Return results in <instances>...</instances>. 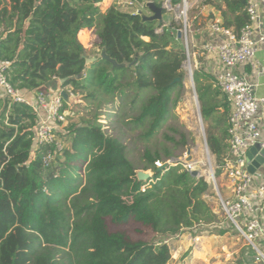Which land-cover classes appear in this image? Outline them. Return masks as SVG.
Returning a JSON list of instances; mask_svg holds the SVG:
<instances>
[{"label":"trees","instance_id":"obj_1","mask_svg":"<svg viewBox=\"0 0 264 264\" xmlns=\"http://www.w3.org/2000/svg\"><path fill=\"white\" fill-rule=\"evenodd\" d=\"M101 1L0 0V63L7 66L12 88L35 93L58 80L87 110L66 129L63 150L44 167L54 147L36 146L31 106L0 97V264H168L166 243L130 242L109 233L105 219L114 225L132 219L168 238L217 221L204 199L211 187L203 178L179 165L154 166L175 158L177 149L193 141L190 133L169 128L177 137L163 134L161 149H145L135 166L120 138L102 129L100 111L119 103L118 119L150 142L173 117L187 80L184 49L167 31L180 25L171 21L166 29L165 10L160 20H143L142 12L117 6L102 13ZM151 1L162 7V0ZM245 1L202 2L219 13L224 28L239 33L248 23ZM83 29H93L97 37L91 55L78 40ZM102 51L116 66L101 58ZM192 80L202 121L210 124L207 148L219 166L228 152L230 108L212 76L198 68ZM138 170L152 175L139 181ZM220 173L216 169L214 176ZM230 264L253 262L241 255Z\"/></svg>","mask_w":264,"mask_h":264},{"label":"built area","instance_id":"obj_2","mask_svg":"<svg viewBox=\"0 0 264 264\" xmlns=\"http://www.w3.org/2000/svg\"><path fill=\"white\" fill-rule=\"evenodd\" d=\"M196 1L198 0H193V2ZM150 2L152 1L139 4V7L140 5L144 7ZM128 4L129 7L134 5L132 2ZM190 5L192 4L188 0H180L177 5H172L170 0H165L162 8L167 13L177 10L179 18L182 19V24H179L178 28H169L166 25L164 27L169 28L167 31L174 42H178L183 47L185 64L188 66L187 74L192 76L198 67L195 64L196 49L191 42L194 29L188 26L186 19V12L191 8ZM139 12L138 9L134 11V13ZM245 12L248 23L239 33L224 28L220 20L212 19L209 23V31L213 37L198 49L199 52L213 56L218 61L220 69L214 74L213 86L223 94L230 108L227 120L228 152L221 165L216 166L227 181L226 198L222 199L219 196L215 173L212 171L208 175L207 183L219 197L221 211L227 225L251 251L253 264H264V161L253 173H250L248 167L253 159L247 158L249 150L256 145L259 147L256 152L258 156L261 155V151H264V137L260 134L257 120L258 111L264 106V97H255L256 85L247 74L237 72V68L240 67H256L253 63L256 46L264 44V0H246ZM157 32H162V28ZM6 69L7 66L0 63V97L6 96L14 102L31 106L35 115L33 140L36 146L54 147V152L48 153L43 159L44 167H47L53 155L60 153L65 146L56 138V134L60 133L66 120L67 109H64V104H67L69 98L75 96L62 89L60 81L54 80L47 82L43 91L35 92L27 98L9 84ZM51 83L56 84L54 88L49 87ZM62 92L66 93V100L62 98ZM178 165L189 174L197 171L196 178H203L198 163L174 158L164 163L154 162V166L158 169H164V166H167L164 170ZM199 227L202 229V226L187 229V231L193 229L194 235L189 236L193 246H199L201 240V237L195 233ZM244 256L248 257L246 254Z\"/></svg>","mask_w":264,"mask_h":264},{"label":"rangeland","instance_id":"obj_3","mask_svg":"<svg viewBox=\"0 0 264 264\" xmlns=\"http://www.w3.org/2000/svg\"><path fill=\"white\" fill-rule=\"evenodd\" d=\"M151 1V0H144ZM165 0H162V3ZM191 6L186 12V19L188 26L192 29L200 28L203 26L204 20H206L212 11V8L204 5L203 0H198L193 4V0H188ZM118 2V1H114ZM122 2L121 10L134 13L135 10H140V12L147 13L143 6H137L134 0H121ZM129 2L134 3L133 6L129 7ZM143 4V3H142ZM195 5V7H194ZM196 17V20L193 18ZM163 21L165 25L169 27L170 22H176L177 25L182 24V19L179 18L178 11H171L164 15ZM88 35L82 38L85 39ZM188 73V66L185 64V74ZM186 92L182 100L177 104L175 109L172 111L173 117L169 119L166 125L162 127L158 135L155 136L150 142H144L138 138L140 133L139 130L131 129L130 126L123 125L125 121L118 119L117 115L120 112L122 105L116 103L114 109L110 107H104L100 112L102 115L99 120L102 124V129L108 135H114L120 138L121 142L124 144L126 149L127 158L135 165L140 166V157L145 149L151 151L161 149L163 145L162 136L163 134H168L170 136L177 137L169 128L177 129L180 133H190L193 141L189 142L187 146L183 149H177L175 151L176 157L174 159H182L187 162L198 163L200 166V171L202 172V177L206 182H208L207 173L216 172V162L214 157L205 148L202 135H200L194 128V123L190 122V117L192 113L190 112L188 106V100L192 97V93L189 90L188 80L185 83ZM187 105V106H186ZM199 105V103H198ZM66 106V120L64 125L61 127L60 133L56 134V138L59 141L64 140L68 131L66 130L70 125H77L80 118L84 116L87 112L86 103L79 102L76 97H71L67 100ZM119 107V108H118ZM114 110V111H112ZM110 114V118L108 115ZM90 118V116H88ZM202 122L203 135L206 139V130L210 126L208 122ZM69 130V129H68ZM66 138V137H65ZM170 147L169 144H166ZM204 150H203V149ZM208 152V162L202 151ZM204 164H201V163ZM79 166V174L83 176L84 166L81 164ZM211 168V169H210ZM140 172H145L152 175L151 171L138 170ZM137 171V172H138ZM217 183V189L219 196L225 199L227 196V181L223 174L220 173L218 177H215ZM205 201L211 207L212 211L217 216V221L211 226H202L196 230V234L201 237L199 246L191 245L189 240L190 235H194L193 229L190 231H185L181 233L182 235H177L175 237H162L156 233L153 226H146L138 223L132 219L128 220L126 223L121 225H114L110 222L109 218L105 219V224L107 231L109 233H120L125 236L130 242H164L171 249V258L168 264H230L235 262L241 255L246 254L248 258H252L253 255L248 250L245 242L235 234L231 228L227 225L223 212L221 211L219 197L212 190L204 196ZM221 230H226L225 233L221 234ZM203 237V238H202ZM249 253V254H248Z\"/></svg>","mask_w":264,"mask_h":264},{"label":"crops","instance_id":"obj_4","mask_svg":"<svg viewBox=\"0 0 264 264\" xmlns=\"http://www.w3.org/2000/svg\"><path fill=\"white\" fill-rule=\"evenodd\" d=\"M114 1H118V2H114ZM120 1L121 0H102L101 3L99 4L100 11L104 13L109 7L117 6L120 11L128 12L121 10L120 6L122 5V2ZM5 3L8 4L9 0H5ZM194 3L195 2H193V4ZM136 5L139 6L137 2ZM144 15L149 16L150 13L149 12L148 14L144 13ZM193 19L196 20V17H194ZM212 19L220 20L219 13L214 11L213 9L210 12L208 18L204 20V23L202 24L203 26L194 29L193 34L191 36V42L194 48L196 49L195 64L197 65L198 68H201L203 72L209 74L210 76H212V78H214V74L220 69L218 61L213 56L206 55L205 53L199 52L198 50L202 46V44H204L207 41H210L211 38L213 37L209 31V23L211 22ZM85 35H88V37L82 40V38L85 37ZM78 40L82 45V47L85 49L87 55H91L92 52L97 51L95 45L97 44L98 41L93 29H83L82 31H80V33L78 34ZM253 63L256 66L255 68H252L250 66H244L237 68V72L247 74L248 78L256 85L254 89L255 97L261 98L264 97V44H258L256 46V52L253 59ZM55 85L56 84L51 83L49 87L54 88ZM33 94H34L33 92H27V93L25 92L24 95L27 96V98H29ZM257 120L259 123L260 134L262 137H264V106L259 109L257 114ZM256 152L254 153V155H252V158L250 159L254 160L255 158L258 157ZM185 231H187V229L183 230L181 233ZM181 233L179 235H182Z\"/></svg>","mask_w":264,"mask_h":264},{"label":"water","instance_id":"obj_5","mask_svg":"<svg viewBox=\"0 0 264 264\" xmlns=\"http://www.w3.org/2000/svg\"><path fill=\"white\" fill-rule=\"evenodd\" d=\"M146 7L148 8V10L150 11V15L149 16H143V20H160L162 19V12H163V8L162 7H158L156 6L153 2H150V3H147L146 4ZM101 58L106 60V61H109L113 66H116V64L109 60L105 53L102 51L101 54H100ZM94 61V59H86V64H89V63H92ZM185 78L186 80H188L189 82V90L190 92L192 93V95L196 98L197 100V96H196V93H195V89H194V84H193V80H192V76L188 75V74H185ZM61 96L64 100L67 99V95L65 92H62L61 93ZM198 119L199 121L201 122L202 118H201V115H200V111L198 110ZM190 120H192V117H190ZM190 122H193V121H190ZM202 137H203V141H204V145H205V148L208 150L207 148V144H206V139L204 138V135L202 134ZM259 147L256 145L255 147L251 148L247 154V158L249 160H251L250 158H252V155H254V153L256 151H258ZM177 160V159H175ZM264 161V151H261V155L258 156L257 158H255L250 166L248 167V171L250 173H253L254 170ZM167 166H164V169H166ZM190 175L192 177H197L198 176V172L197 171H193L190 173ZM136 177L139 181H147L151 176L145 172H140L138 171L136 173Z\"/></svg>","mask_w":264,"mask_h":264},{"label":"bare ground","instance_id":"obj_6","mask_svg":"<svg viewBox=\"0 0 264 264\" xmlns=\"http://www.w3.org/2000/svg\"><path fill=\"white\" fill-rule=\"evenodd\" d=\"M187 106V105H186ZM188 106H189V109H190V112L192 113V120L190 121H193L194 123V128L195 130L200 134L202 135L203 134V129H202V122L199 121L198 119V110H199V105H198V101L196 100V98L192 95V97H190V99L188 100ZM203 149V148H202ZM204 150V149H203ZM207 150L205 151H202L201 153L204 154L207 162H208V152H206ZM201 163V162H200ZM201 164H204V163H201ZM209 175V172L207 173V176Z\"/></svg>","mask_w":264,"mask_h":264}]
</instances>
